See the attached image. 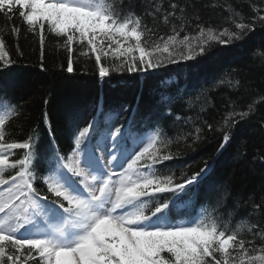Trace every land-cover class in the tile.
Wrapping results in <instances>:
<instances>
[{
  "label": "snow or ice",
  "instance_id": "snow-or-ice-1",
  "mask_svg": "<svg viewBox=\"0 0 264 264\" xmlns=\"http://www.w3.org/2000/svg\"><path fill=\"white\" fill-rule=\"evenodd\" d=\"M202 7L218 10L221 20L204 19L189 0H0V16L20 20L0 29V72L17 62L5 32L21 57L20 38L38 37L43 71L47 36H55L67 53L65 71H74L77 53L95 56L103 80L115 71L148 74L192 61L264 28V8L252 0H210ZM161 26L168 33L161 35ZM252 55L264 75V43ZM109 56L119 67L102 63ZM249 79L234 67L211 87L240 94L251 87ZM208 91L193 116L175 113V101L183 99L178 89L161 96L151 116L127 104L107 112L98 105L91 119L71 113L61 147L48 113L44 136L39 122L26 130L23 99L0 83V264H264V195L259 203L246 199L233 174L208 181L234 129L264 105V93L246 107L229 100L214 125ZM258 123L264 133V116ZM17 128L22 137L14 136ZM215 134L218 147L198 170L186 166L176 175L167 165ZM246 157L244 146L235 149L234 161ZM257 161L264 166V151L252 158ZM202 188L199 211L173 223L177 201ZM241 207L248 211L237 223Z\"/></svg>",
  "mask_w": 264,
  "mask_h": 264
},
{
  "label": "trees",
  "instance_id": "trees-1",
  "mask_svg": "<svg viewBox=\"0 0 264 264\" xmlns=\"http://www.w3.org/2000/svg\"><path fill=\"white\" fill-rule=\"evenodd\" d=\"M139 2V0H138ZM201 11L204 19L211 17L215 21H220L222 13L218 10L204 9L202 6L210 3V0H189ZM223 2V0H220ZM235 5L236 0H232ZM258 7L264 8V0H252ZM242 10L245 14L251 13L249 3H242ZM192 9H189L191 13ZM20 24V20L8 21L4 16H0V29H10L12 23ZM191 31H195L193 24ZM168 33V29L161 26L160 34ZM8 40V51L17 62L7 71L0 72V83L4 84L8 90L17 98H22L28 120L25 122L26 130L36 126L39 122L42 125L44 112L48 113L52 128L55 131L57 141L61 147L67 144L66 129L67 115L81 105V110L85 107L103 105L105 112L119 105L127 104L133 108H139L142 112L150 115V112L157 100V96L168 95L171 90L176 91L180 86L188 87L184 100L175 101V113L180 115L193 116L199 112V107L204 103V97L200 96L202 90L208 89V97L212 99L211 119L215 125L228 111L227 102L237 101L240 107H246L259 94L264 93V75L260 68V61L253 57V50L264 43V28L257 27L255 32L240 45L221 47L215 46L207 56L197 57L195 60L178 64H169L166 68L148 74H129L126 71H115L109 77L100 79L95 56H73L75 61L74 71L68 73L64 69L67 66V53L63 48L57 47V38L52 35L47 36L45 45V67L46 71L40 67V47L38 37L28 35V39L20 38L24 56L21 57L15 50V38L4 33ZM181 34V38H182ZM166 55V54H165ZM102 63L106 66L119 67V61L114 56L102 57ZM234 67H239L247 72L249 84L246 91L235 94L229 93L226 89L212 88V83L222 77L226 72ZM175 80L169 85L163 83L164 79ZM191 90V91H190ZM198 97H200L198 99ZM48 103L45 104L44 101ZM98 100V102H96ZM193 101L192 108H188V101ZM182 104V105H181ZM264 116V105L258 106V112L247 123H241L233 131V141L218 157L213 172L209 175L208 181L219 180L228 174H233L235 182L245 198L252 195L255 202L259 203L264 195V166L258 161L252 163V158L264 151V133L259 128V121ZM207 118V117H206ZM91 119V118H90ZM66 122V124H65ZM15 127V126H13ZM47 128H43L41 135L44 136ZM24 133L15 129L14 136L22 137ZM218 134L209 135L208 141L202 144L195 152L188 151L186 156L173 162H166L168 166L174 167L176 175L186 166H190V171H196L202 166V161L212 156L218 144L216 143ZM244 146L247 153L246 162H236L233 160L235 149ZM176 146H172L175 151ZM182 150L183 145H181ZM20 151V150H17ZM162 195V194H161ZM163 194L162 196H169ZM191 197L194 201L203 204V188L199 196L193 192ZM250 207V205H249ZM248 209L241 207L236 216V222H240ZM163 255H167L166 253Z\"/></svg>",
  "mask_w": 264,
  "mask_h": 264
},
{
  "label": "bare ground",
  "instance_id": "bare-ground-1",
  "mask_svg": "<svg viewBox=\"0 0 264 264\" xmlns=\"http://www.w3.org/2000/svg\"><path fill=\"white\" fill-rule=\"evenodd\" d=\"M164 83V82H163ZM178 90H179V93H180V95L183 97V100H184V98L186 97L185 96V92H186V90H189V88L188 87H185V86H180L179 88H177ZM172 92H175V91H173V90H171ZM191 91V90H190ZM96 102H98V100L96 101ZM182 105V104H181ZM81 105H78V108L76 109V110H74L73 111V113H81V114H83L86 118H88V119H90L91 118V115L92 114H94V111H95V109L97 108V106H98V104L97 105H95V106H93V108H92V110H91V107H85V108H83V111L81 110V107H80ZM71 113H68V115H67V118H66V121H67V126H68V124L70 123V121H69V115H70ZM65 124H66V122H65ZM66 126V127H67Z\"/></svg>",
  "mask_w": 264,
  "mask_h": 264
},
{
  "label": "rangeland",
  "instance_id": "rangeland-1",
  "mask_svg": "<svg viewBox=\"0 0 264 264\" xmlns=\"http://www.w3.org/2000/svg\"><path fill=\"white\" fill-rule=\"evenodd\" d=\"M160 97H161V94H160V96H159V94H158V96H157V100H159ZM156 103H157V101L154 103V106H153V108H152V110H151L149 116H151V115L155 112ZM73 111H74V110H73Z\"/></svg>",
  "mask_w": 264,
  "mask_h": 264
}]
</instances>
